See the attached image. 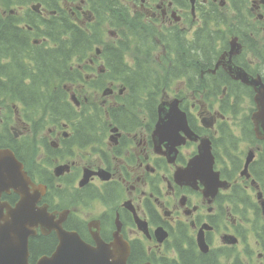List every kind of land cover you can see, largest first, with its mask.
<instances>
[{
  "label": "flooded vegetation",
  "instance_id": "1",
  "mask_svg": "<svg viewBox=\"0 0 264 264\" xmlns=\"http://www.w3.org/2000/svg\"><path fill=\"white\" fill-rule=\"evenodd\" d=\"M147 3L143 4V10L164 22H171V11L181 12L175 0L168 3L159 0L154 5L150 1ZM194 3L193 13V4L187 0L188 15L192 22L200 24L202 21L205 27L193 43L205 53L210 51L212 44L205 42L209 37V22L220 37L218 51L212 58L213 65L202 69L196 77L188 78L194 87L191 92L195 98H222V103L219 110L210 104L197 113L193 112L191 101L185 95L181 94V100L191 129L199 139H212L217 161L222 162L217 165V170L229 174L230 170L225 166L227 149L222 139L216 140V134L222 136L223 126L229 125L226 99L238 96L235 86L240 87L241 83L233 80L225 67L228 64L242 69L252 77L264 74V0H245L244 3L242 0H195ZM230 6L243 25L236 27L237 34L224 27L226 9ZM206 17H210L209 22H205ZM205 116L212 127L200 122V117ZM154 130L152 123L136 132H126V136L137 140L140 147L137 151L128 148L131 147L129 139L121 138L111 143V154L109 150L93 149L94 165L86 164L85 159L79 157L75 177L78 184L76 206L64 220V225L79 232L92 245L95 244L94 234H99L105 242L112 241L115 236L124 238L132 247L130 264H186L183 251H187L195 262L198 260L196 264L203 261L204 254H212L214 264H264V226L260 230L257 227L259 206L247 201L253 193H247V199L242 202L235 178H231L232 185L228 189H220L214 196L200 183L197 187L178 184L175 171L197 154L200 140L187 138L178 147L175 161L171 163L164 154L165 145L154 137ZM180 133L185 135L183 131ZM159 144L161 148L157 149ZM104 154L109 158L103 159ZM101 167L109 171L106 180L95 176ZM86 169H92V177L81 184V175ZM232 196L234 201H225ZM17 198L14 193L3 194V199L11 203ZM62 208L60 204V211ZM141 225H147V231ZM49 235L55 237L53 248L37 256L32 253L34 258L51 254L56 248V233L37 236ZM200 238L207 250L201 248Z\"/></svg>",
  "mask_w": 264,
  "mask_h": 264
},
{
  "label": "trees",
  "instance_id": "2",
  "mask_svg": "<svg viewBox=\"0 0 264 264\" xmlns=\"http://www.w3.org/2000/svg\"><path fill=\"white\" fill-rule=\"evenodd\" d=\"M1 1L3 5H0V9L4 10L40 1L51 12V16L42 29L39 27L42 24L41 17L36 18L37 13L31 9L29 17H32L25 19L27 23L15 13L9 14L6 19L0 15V102L10 100L13 106L9 107L15 106L13 102L24 107L27 119L39 117V130L47 122H52V125L62 124L61 126L69 123L72 134L66 140L68 146L84 147L93 142L104 145L108 140L107 134L112 120L99 108V104L81 102L77 106L68 92L70 85L84 82L83 73L87 67L82 70L80 65L97 45L103 44L104 27L107 25L105 22L119 29L117 43H108L102 48L106 75L120 81L130 92L126 105L119 106L118 111H110L115 123L133 124L129 129H135L138 126L136 124L141 123L136 115L138 112H135V108L140 106L145 108L151 119L155 117L158 94L165 86L171 85L170 81L174 77H183L188 68L185 33L179 29H159L155 24L144 20L139 13H132L123 0H91L97 5L105 3L101 13L104 15H99L97 22L86 27L81 26V29L77 27L71 14L63 8L64 0ZM31 26L46 40L36 44V36L29 29ZM207 43L213 47L214 39L209 37ZM160 46L164 47L161 49L163 63L155 64L154 54ZM212 47L206 55L211 60ZM128 51L134 55L133 63L125 59V52ZM194 63H198V68L202 67L200 61L194 60ZM157 65H160L158 68L161 72ZM14 139H10L11 146L23 147V153H31L34 144L26 143L21 146ZM0 140L4 141L2 134ZM44 145L52 154L54 151L56 154L66 153L52 149L45 141ZM69 155H73L72 149ZM47 169H44V173L51 179L53 172ZM54 244V235L37 236L31 241V251L35 256L47 253ZM182 255L186 264L198 262L187 251H183ZM189 258L190 263H187ZM198 264H214L212 254H204L203 261Z\"/></svg>",
  "mask_w": 264,
  "mask_h": 264
},
{
  "label": "water",
  "instance_id": "3",
  "mask_svg": "<svg viewBox=\"0 0 264 264\" xmlns=\"http://www.w3.org/2000/svg\"><path fill=\"white\" fill-rule=\"evenodd\" d=\"M236 78L253 85L257 91L255 101L258 105V111L254 114V121L257 124V131L264 138V84L261 80H250L246 74H240L232 71ZM160 111V121L158 123L156 138L159 141L165 140L169 150L172 149L175 141L174 131L186 124L185 112L177 108V102L170 106L168 103H162ZM249 156L247 163L252 159ZM8 166H2L7 161V153L0 152V195L3 190L14 188L21 195V200L15 207L8 206V213H3V207H0V264H30L29 263V238L34 234L33 228L39 224L45 226L51 222L52 216L45 208L38 206L40 200L38 190L30 192V180L23 171V165L16 161ZM214 157L211 153V147L208 142L200 146V155L192 159L183 171L177 174V180L180 183H187L192 179L193 174L200 178L209 180V187L213 186V180L216 182L213 173ZM59 174L64 168H58ZM103 178L105 175L100 173ZM86 179L82 182L85 183ZM208 186V184H206ZM53 230L58 232L60 245L52 257H43L37 264H127L130 254L129 245L117 239L113 245H106L99 241V247L91 248L83 243L79 237L65 232L61 224H52L48 226L49 233Z\"/></svg>",
  "mask_w": 264,
  "mask_h": 264
},
{
  "label": "rangeland",
  "instance_id": "4",
  "mask_svg": "<svg viewBox=\"0 0 264 264\" xmlns=\"http://www.w3.org/2000/svg\"><path fill=\"white\" fill-rule=\"evenodd\" d=\"M0 5H1V7H2V5H3V3H2L1 0H0ZM6 10H8V9H6ZM0 13H1V15H2L3 17H6V16L8 15V12L5 11V10H0ZM184 20H185V18H184ZM184 20H183L182 24H180V26H181V25H182V26H185ZM178 86H179V83L175 84V85L173 86V89H174V90H177V89L184 90L183 86H179V87H178ZM93 98H97V99H98V97H93ZM189 99H190V98H189ZM190 100H192V102L195 101L194 99H190ZM239 109L242 110V109H243L242 106H240ZM200 110H201V109H200ZM1 116H2V115L0 114V130H1V127H2ZM50 127H52L51 124L46 125V127H45V128L42 130V132L40 133L39 138H40V137H43V138H45V139L48 140V141L52 140V138L48 136L49 128H50ZM132 148H133L134 151L139 150V146L137 145V142H135V143L133 144ZM241 148H242V149H246V148H247V145H246V144H242ZM36 149H37V150L34 151V153H33V154L35 155V157H36L37 159H39L40 161H42L43 158L46 159V157H45V153H44V149H42V148L40 147V145H36ZM92 160L94 161V158H93ZM88 161H89V159L86 158V159H85V163H87ZM55 164H56V161H54L53 164L51 163V164L48 165V166H50V171H53V170H54V168L56 167ZM76 168H77V163H76V164L74 165V167H73L74 172L76 171ZM54 183H58V182H53V185H54ZM67 203L70 205L71 208H74V205H75V202H74V201L68 200Z\"/></svg>",
  "mask_w": 264,
  "mask_h": 264
}]
</instances>
